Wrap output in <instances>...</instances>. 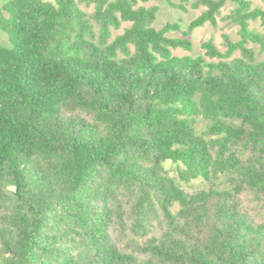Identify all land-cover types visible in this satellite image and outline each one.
Returning a JSON list of instances; mask_svg holds the SVG:
<instances>
[{
	"label": "trees",
	"instance_id": "obj_1",
	"mask_svg": "<svg viewBox=\"0 0 264 264\" xmlns=\"http://www.w3.org/2000/svg\"><path fill=\"white\" fill-rule=\"evenodd\" d=\"M1 1L0 264H264V7Z\"/></svg>",
	"mask_w": 264,
	"mask_h": 264
},
{
	"label": "rangeland",
	"instance_id": "obj_2",
	"mask_svg": "<svg viewBox=\"0 0 264 264\" xmlns=\"http://www.w3.org/2000/svg\"><path fill=\"white\" fill-rule=\"evenodd\" d=\"M52 1V0H48ZM174 2H178L179 0H173ZM0 0V4H1ZM253 5H258L261 7H264V0H251ZM139 5H144V6H152L156 5L158 7V11L156 14V18L154 20L153 26L155 28H161L163 24L166 22H175V21H180L182 25L186 24L193 18H195L203 9V7H200L198 9H193L189 5L186 6V10H179L176 8H173L169 6L166 2L163 0H150L146 3H141L138 2ZM231 9V5H227L224 8L221 9V13L218 16L217 24L216 26H212L209 24H205L203 27L197 28L194 30L192 33V36L190 38L192 42V51L191 52H186L181 49H177L173 51V54L177 55H184V54H190V55H197V54H202L203 50L200 48V44L205 41L208 38H212L214 41V44L220 49L223 50L224 47L222 45V34H228L233 40L237 39L236 36V26H227L225 25V22L221 19V17H224L225 14L229 12ZM88 11L91 10V8L87 9ZM128 26V23H122L121 27L113 31L112 35L120 34L122 33L124 27ZM250 27L254 28L255 30L264 33V28L260 24V22L257 20L255 22H250ZM171 36H178L179 33L173 32L169 33ZM0 44L2 45H8V40L7 37L4 33L0 32ZM250 47L253 49L255 52V56L257 60H264V56L259 52V47L255 44L250 45ZM239 53L236 52L234 56H238ZM125 242L122 241L119 243V245H123Z\"/></svg>",
	"mask_w": 264,
	"mask_h": 264
}]
</instances>
